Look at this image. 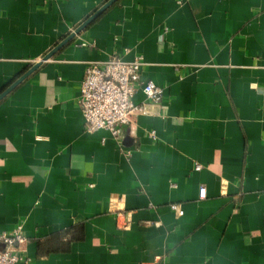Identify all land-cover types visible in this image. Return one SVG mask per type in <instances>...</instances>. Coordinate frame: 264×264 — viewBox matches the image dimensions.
I'll use <instances>...</instances> for the list:
<instances>
[{
	"label": "crops",
	"instance_id": "0c3cea01",
	"mask_svg": "<svg viewBox=\"0 0 264 264\" xmlns=\"http://www.w3.org/2000/svg\"><path fill=\"white\" fill-rule=\"evenodd\" d=\"M108 1L0 0V95L42 63L0 101V234L22 224L31 264H264V0H118L84 27ZM113 57L163 90L121 144L78 103Z\"/></svg>",
	"mask_w": 264,
	"mask_h": 264
},
{
	"label": "built area",
	"instance_id": "2783aa9c",
	"mask_svg": "<svg viewBox=\"0 0 264 264\" xmlns=\"http://www.w3.org/2000/svg\"><path fill=\"white\" fill-rule=\"evenodd\" d=\"M143 66V60L139 57L131 62L113 57L105 63L87 65L78 103L89 134L106 130L115 142L121 144L123 128L129 126L135 116L152 114L146 105L133 103L142 85L140 79ZM141 89L149 101L159 103L162 100L163 90L154 82L144 83ZM130 155L128 151L127 156ZM206 193V188L202 187L200 198H206ZM171 209L180 216L184 213L179 205H172ZM24 241L22 224L11 232L0 234V264H31V260L20 248Z\"/></svg>",
	"mask_w": 264,
	"mask_h": 264
},
{
	"label": "water",
	"instance_id": "95a60500",
	"mask_svg": "<svg viewBox=\"0 0 264 264\" xmlns=\"http://www.w3.org/2000/svg\"><path fill=\"white\" fill-rule=\"evenodd\" d=\"M118 0H109L96 14H94L86 24H84V27L91 23L93 20H95L97 17H99L106 9H108L110 6H112L115 2ZM51 58V55L49 54L44 58L43 61H47L48 59ZM42 65V63H39L35 65L32 69L29 70L25 75L21 76L16 82H14L8 89H6L1 95H0V101H2L5 97H7L16 87H18L28 75L33 73L37 68H39Z\"/></svg>",
	"mask_w": 264,
	"mask_h": 264
}]
</instances>
